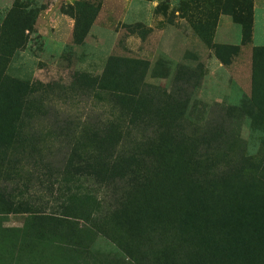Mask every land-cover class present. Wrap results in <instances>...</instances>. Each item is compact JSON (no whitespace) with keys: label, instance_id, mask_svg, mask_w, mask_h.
Returning <instances> with one entry per match:
<instances>
[{"label":"rangeland","instance_id":"1","mask_svg":"<svg viewBox=\"0 0 264 264\" xmlns=\"http://www.w3.org/2000/svg\"><path fill=\"white\" fill-rule=\"evenodd\" d=\"M68 5L77 15H92L85 35H74V20L64 13ZM236 9L244 29L231 16ZM208 18L209 34L203 24ZM1 26L17 29L23 39L6 46L9 37H0V95L21 102L29 97L27 108L13 111L4 130L12 132L18 148L30 139L41 165L62 162L64 140L49 138L55 124L70 131L117 119L107 93L75 92L109 61L111 84L135 93L129 127L109 145L116 147L122 135L123 144L133 147V131L144 126L155 101L163 112L184 116L193 130L203 129L202 142L219 140L209 161L190 162L196 171L208 174L220 160L239 167L235 179L226 181L264 183V117L254 103L264 95L253 94L252 85L254 70L258 86L264 85V0H0ZM89 134L84 142H90ZM18 161L0 156V264H174L171 244L190 248L192 234L178 229L154 235L155 243L141 237L150 229L134 223L138 210L147 207L139 193L121 199L108 216L95 214L98 203L85 176H105L104 158L78 155L72 165H88L80 174L71 167L59 174L40 167L30 174L16 169ZM57 175L65 181L61 190L54 184ZM213 175L206 184L223 186ZM237 189L255 214L264 210L263 190ZM57 194L65 197L62 209L55 206ZM169 217L177 219L175 212ZM149 220L160 218L150 213ZM236 223L238 231L244 223Z\"/></svg>","mask_w":264,"mask_h":264},{"label":"trees","instance_id":"2","mask_svg":"<svg viewBox=\"0 0 264 264\" xmlns=\"http://www.w3.org/2000/svg\"><path fill=\"white\" fill-rule=\"evenodd\" d=\"M64 13L74 20V35L76 32L81 35L87 33L93 21L92 15H77L75 11L73 12V5H68ZM231 16L244 29L245 18L240 16L239 10H233ZM14 18L16 20V16ZM203 24L207 25L209 34L212 31V20L208 18L207 23ZM200 27L202 29V23ZM4 33L9 37L6 46L11 44L10 39L14 43H21L23 39L14 28L10 30L1 26L0 37H6ZM198 33L203 35V31ZM17 46L19 45H16V48ZM219 59L224 64L227 63L224 59ZM109 70L108 61L101 75L84 80L85 84L76 86L75 92L89 96L107 93L113 101L109 103L110 106L119 111L117 119L107 123L104 121L94 128L88 126L90 123L83 128L75 126L70 131L67 130V125L61 126L59 123L49 128L51 140L59 142L64 140L59 145L66 149L60 164L41 165L37 160L39 154H33L32 148L28 145L31 144L30 139L24 146L18 148L12 132L4 130V123L9 124L13 118V111L19 112L20 109L27 108L29 97L21 102L7 95H0V156L18 157L16 169H22L30 174L34 170L38 172L40 167L48 168L51 172L56 171L57 174L71 167L75 173L80 174L88 165H72L75 157L82 155L91 158L92 161L104 158L108 164L105 176L95 178L85 176L89 178L88 187L98 203V208L94 210L97 211L95 214L104 211L103 214L108 216L117 211L121 199L139 193L146 199L147 207L138 210V214L134 215V223L139 225V229L143 227L150 229L141 236L143 239L155 243L152 239L154 235L164 233L170 236L177 229L180 233L192 234L189 240L190 248L187 250H179L174 242L171 244L170 252L174 264H264V210L255 214L248 199L237 197L238 187L264 191V183H254V186H250V182L242 180L228 182L226 179H235L238 175L239 167L235 166L234 169L233 166L226 167L222 161L217 160L209 172L210 175L214 172L213 182L223 181V186L206 184L205 178L209 179L207 176L209 172L206 174L203 168L196 171L190 162L193 158L209 161L211 152L216 153L215 147L219 145V140L213 138L208 145L202 142L205 140L203 129L193 130L184 116L177 118L172 113L163 112L155 101L151 103L144 126L135 129L136 132L133 131L135 144L133 147L123 144L122 135H119L121 137L116 147L109 145L117 138V134H121L123 127H129L130 113L135 104L134 91L129 87H124L120 91L113 86L111 84L113 76L108 73ZM252 85L253 94L259 95L261 91L264 95V85L258 86L256 70L252 74ZM254 103L264 117V100L255 97ZM84 130L86 131L83 132ZM89 132L90 142H84ZM201 145L206 146L202 148ZM61 179L58 175L55 177L54 184L58 190L62 189L61 183H65L62 176ZM30 185L32 187V184ZM58 194L53 199H56L55 206L62 209L61 204L66 200L64 196L60 198ZM239 205L242 208L241 213L238 210ZM173 212L176 213L177 219L169 217ZM150 213L155 214L161 221L149 220ZM250 215H255L254 219ZM238 219L244 225L235 231L234 227L239 226L236 223ZM252 224L253 227H248ZM230 231L235 232L229 233ZM149 233L151 236L148 237Z\"/></svg>","mask_w":264,"mask_h":264},{"label":"crops","instance_id":"3","mask_svg":"<svg viewBox=\"0 0 264 264\" xmlns=\"http://www.w3.org/2000/svg\"><path fill=\"white\" fill-rule=\"evenodd\" d=\"M74 25V24H73ZM74 29V28H73ZM73 29H72V31H73Z\"/></svg>","mask_w":264,"mask_h":264}]
</instances>
